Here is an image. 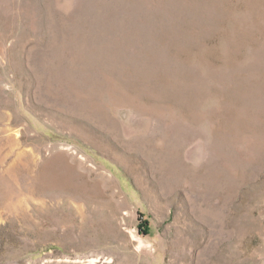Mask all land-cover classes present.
<instances>
[{
  "label": "rangeland",
  "instance_id": "rangeland-1",
  "mask_svg": "<svg viewBox=\"0 0 264 264\" xmlns=\"http://www.w3.org/2000/svg\"><path fill=\"white\" fill-rule=\"evenodd\" d=\"M0 264H264V0H0Z\"/></svg>",
  "mask_w": 264,
  "mask_h": 264
}]
</instances>
